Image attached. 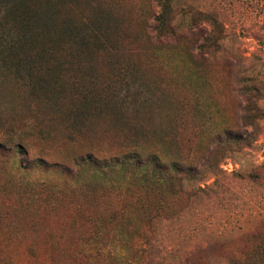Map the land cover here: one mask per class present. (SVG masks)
I'll return each mask as SVG.
<instances>
[{
    "label": "rangeland",
    "instance_id": "1",
    "mask_svg": "<svg viewBox=\"0 0 264 264\" xmlns=\"http://www.w3.org/2000/svg\"><path fill=\"white\" fill-rule=\"evenodd\" d=\"M261 3L0 0V264H264Z\"/></svg>",
    "mask_w": 264,
    "mask_h": 264
},
{
    "label": "trees",
    "instance_id": "2",
    "mask_svg": "<svg viewBox=\"0 0 264 264\" xmlns=\"http://www.w3.org/2000/svg\"><path fill=\"white\" fill-rule=\"evenodd\" d=\"M251 2H253V0H251ZM254 4H255V2H254ZM254 4H253V5H254ZM261 4L264 5L263 3H261ZM255 5H258V4H255ZM73 25H74V24H71V26H70V31H71V33H72V35H73L72 37L75 38L76 35H78L79 33H78V32H75V30H73V29H74V28H75V29H78V28H79L78 26L81 25V22H79L78 24H76V25H74V26H73ZM80 28H81V26H80ZM241 28H242V27H241ZM242 32H243V28H242ZM90 33H91V34H90ZM90 33H88L87 36L90 37L92 40H94V39H98V38H99V35H98L95 31L93 32V31L91 30ZM87 36H86V34H85V37H86V38H88ZM83 37H84V36H83ZM221 38H222V36H220V35L217 36V37H215V43H217ZM96 41H97V40H96ZM94 42H95V40H94ZM175 168H176V170H180V164L177 163V164L175 165Z\"/></svg>",
    "mask_w": 264,
    "mask_h": 264
}]
</instances>
